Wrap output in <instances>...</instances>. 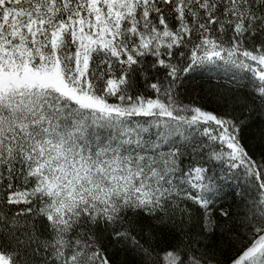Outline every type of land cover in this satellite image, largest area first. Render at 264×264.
<instances>
[{
  "label": "snow or ice",
  "instance_id": "obj_1",
  "mask_svg": "<svg viewBox=\"0 0 264 264\" xmlns=\"http://www.w3.org/2000/svg\"><path fill=\"white\" fill-rule=\"evenodd\" d=\"M0 264H264V0H0Z\"/></svg>",
  "mask_w": 264,
  "mask_h": 264
}]
</instances>
